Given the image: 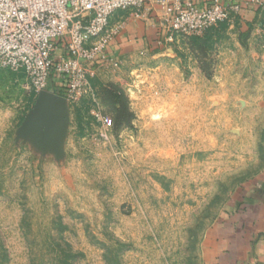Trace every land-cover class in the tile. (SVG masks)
Masks as SVG:
<instances>
[{
	"label": "rangeland",
	"instance_id": "374dc122",
	"mask_svg": "<svg viewBox=\"0 0 264 264\" xmlns=\"http://www.w3.org/2000/svg\"><path fill=\"white\" fill-rule=\"evenodd\" d=\"M132 65L99 69L77 103L61 94L68 125L49 139L30 135L25 75L0 69V264H207V236L264 167V95L208 85L189 60Z\"/></svg>",
	"mask_w": 264,
	"mask_h": 264
},
{
	"label": "crops",
	"instance_id": "0c3cea01",
	"mask_svg": "<svg viewBox=\"0 0 264 264\" xmlns=\"http://www.w3.org/2000/svg\"><path fill=\"white\" fill-rule=\"evenodd\" d=\"M192 1L205 7L217 0ZM218 1L241 4L233 21L209 29L201 37L177 36L173 42L165 41L162 7L118 11L110 21V27L118 28V32L107 53L119 58L126 70L132 69V61L141 56L159 58L163 68L175 71L189 60L197 79H206L208 85L229 93L230 87H240L232 93L245 95V100H258L252 95H264V10L251 6L253 0ZM206 65L212 74L204 73ZM119 73L111 80L122 81ZM45 129L36 125L30 135L40 136ZM205 252L207 264H264V167L244 184L215 224L206 238Z\"/></svg>",
	"mask_w": 264,
	"mask_h": 264
},
{
	"label": "built area",
	"instance_id": "2783aa9c",
	"mask_svg": "<svg viewBox=\"0 0 264 264\" xmlns=\"http://www.w3.org/2000/svg\"><path fill=\"white\" fill-rule=\"evenodd\" d=\"M249 4L264 10V0ZM156 5L167 42L201 37L241 9L218 0L205 7L192 0H0V69L23 73L38 95L52 84L56 94L77 103L91 92L99 69L122 64L106 50L118 32L110 27L112 16ZM103 123L111 126L112 120L104 117Z\"/></svg>",
	"mask_w": 264,
	"mask_h": 264
},
{
	"label": "water",
	"instance_id": "95a60500",
	"mask_svg": "<svg viewBox=\"0 0 264 264\" xmlns=\"http://www.w3.org/2000/svg\"><path fill=\"white\" fill-rule=\"evenodd\" d=\"M67 109L66 100L54 91L44 90L40 92L36 111L29 124L32 128L29 129V132L36 125H41L43 128H46L45 134L37 137L46 135L49 139L51 135L63 134L65 131L64 125L68 123Z\"/></svg>",
	"mask_w": 264,
	"mask_h": 264
}]
</instances>
